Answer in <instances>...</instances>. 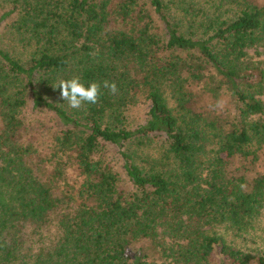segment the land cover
Listing matches in <instances>:
<instances>
[{
  "label": "trees",
  "instance_id": "16d2710c",
  "mask_svg": "<svg viewBox=\"0 0 264 264\" xmlns=\"http://www.w3.org/2000/svg\"><path fill=\"white\" fill-rule=\"evenodd\" d=\"M227 1L232 17L199 22L186 0H0V34L23 43L0 44V264H211L217 247L221 264H264L226 240L264 207V59L250 55L264 57V0ZM77 76L101 84L98 103L61 99ZM28 107L56 125L38 164L20 141ZM156 141L162 158L138 162Z\"/></svg>",
  "mask_w": 264,
  "mask_h": 264
},
{
  "label": "rangeland",
  "instance_id": "374dc122",
  "mask_svg": "<svg viewBox=\"0 0 264 264\" xmlns=\"http://www.w3.org/2000/svg\"><path fill=\"white\" fill-rule=\"evenodd\" d=\"M118 1V0H115ZM189 4L193 5L194 13L198 16L197 20L202 22L205 16H215L217 14L222 15V18L232 17L234 13L237 11L235 10L236 7L234 4L230 5L229 1L222 2L221 0H186ZM197 9V11H196ZM234 10V11H231ZM217 13V14H216ZM177 16H181V13H178ZM158 21V18L155 17ZM113 22L112 26H121V22L119 21ZM182 25L186 30H190L191 23L187 21H182ZM194 29H199L197 33L203 32L204 28L194 26ZM0 44L2 46L6 45L9 46L8 48H15L16 45L23 46V43L20 40L19 36H16L15 33L10 31L8 32H1L0 34ZM10 44V45H9ZM20 50V49H19ZM257 51H262V49H257ZM24 53L23 51H20ZM256 50H251L250 55L255 56L256 59H264V57H256L255 55ZM196 92H201V89L198 87H193ZM165 95L167 96L168 102L171 107H175L176 103L172 97V93L170 88L165 87ZM214 102L213 99H210L207 95L197 94L196 97V107H208ZM149 103L148 101L140 96L137 102L131 105L127 110L128 115V123L136 126L140 124L145 117V114L148 110ZM228 107L230 109V104L228 98H224L222 103L219 106H214L212 110L215 112L220 113L225 111ZM210 109V107H208ZM23 120H24V127L23 131L21 132V143L26 145H31L36 151L33 154V162L36 164L40 163L41 160H47L50 158L51 153L54 151L55 147V139H56V125L52 118L45 113L34 112L31 110L30 107L26 108L23 111ZM161 142L157 143L154 142L152 145H146L143 147H138L139 157L138 162H142L144 160H159L162 158L164 154V148L161 147ZM108 153L112 156L114 152ZM118 163V160H117ZM117 169L121 172V163L116 165ZM146 166V164H145ZM258 170H261L264 173V155L261 156V163L258 166ZM121 178L123 180V185L125 190H130V184L127 182V178L121 172ZM220 233H223V230L220 229ZM227 243L235 247L236 249H240L245 252H251L252 254H258L260 251L264 250V207L261 210L259 216H257L251 227L244 233L240 235H234L232 232L226 234ZM158 245V244H157ZM154 252L151 251L149 254L153 257L151 258L157 260V262H162L159 258L158 251H160V247H153ZM220 247L216 248V251L211 257V264H221L222 263V256L220 255ZM161 255V253H160Z\"/></svg>",
  "mask_w": 264,
  "mask_h": 264
},
{
  "label": "clouds",
  "instance_id": "9594fccd",
  "mask_svg": "<svg viewBox=\"0 0 264 264\" xmlns=\"http://www.w3.org/2000/svg\"><path fill=\"white\" fill-rule=\"evenodd\" d=\"M103 88L108 89L112 95L117 94L118 87L114 81H103ZM61 90V99L67 102L72 109H79L85 103L96 104L99 102L101 94V84L98 82H91L89 86H85L81 82L80 77H73L67 80H60L58 85L54 86Z\"/></svg>",
  "mask_w": 264,
  "mask_h": 264
}]
</instances>
